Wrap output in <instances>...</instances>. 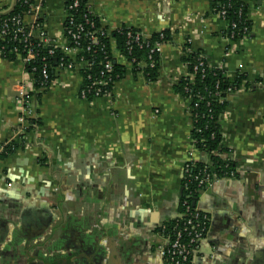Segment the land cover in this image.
I'll list each match as a JSON object with an SVG mask.
<instances>
[{
    "label": "crops",
    "instance_id": "0c3cea01",
    "mask_svg": "<svg viewBox=\"0 0 264 264\" xmlns=\"http://www.w3.org/2000/svg\"><path fill=\"white\" fill-rule=\"evenodd\" d=\"M31 1V36L66 48V0ZM86 2L109 31L167 33L158 77L133 74L113 50L126 74L109 96L79 97L84 64L57 70L34 94L36 123L20 125L17 95L35 81L20 57L0 55V145L19 148L0 158V264H165L160 229L180 216L184 165L199 159L191 99L173 90L187 74L186 44L240 81L219 121L235 175L196 198L209 227L193 264H264V0L247 2L250 33L237 41L209 0ZM11 4L0 0V10Z\"/></svg>",
    "mask_w": 264,
    "mask_h": 264
},
{
    "label": "trees",
    "instance_id": "16d2710c",
    "mask_svg": "<svg viewBox=\"0 0 264 264\" xmlns=\"http://www.w3.org/2000/svg\"><path fill=\"white\" fill-rule=\"evenodd\" d=\"M248 1L211 2V12L215 13L221 9L226 11L225 19L229 23L226 36L232 37V41L242 39L250 33L251 24L247 20ZM75 2L77 7L72 8ZM32 4L31 0H17L11 12H7L9 7L0 10V55L8 61L20 57L26 72L34 75L36 90H46L55 78V71L71 69L85 62L86 66L80 70L81 90L85 91L84 99L92 101L109 96L115 84L124 79L126 74L125 67L118 64L113 57V50L131 65L133 74L142 72L148 82L157 80L159 53L150 54V50L155 43L164 44L167 41V33L154 34L150 38L140 37L136 41V35L141 34L139 31L129 28L109 31L90 11L86 0H66L64 36L69 48L79 49V54L71 58L64 55L59 48L47 46L33 37L27 38L29 30L26 27L23 28L25 31L23 34L13 32L20 29L16 22H21L24 16L30 13ZM79 26L83 28V33H77ZM4 30L6 34L1 36ZM86 34H94L98 43L91 44L86 39ZM71 35H77L79 38L73 40ZM41 36L43 37V34ZM29 52L36 56L31 61H27ZM181 61L187 74L174 84L173 90L176 94L191 99V139L198 150L199 159L183 175L182 197L190 195L192 198L189 204L193 207L192 201L201 191L198 184L192 180L193 177L200 176L204 168L206 174H213L219 178L228 177L230 172L235 171L229 158V151L223 147L219 121L228 105L226 98L229 90H235L240 81L237 79L232 83L222 72L211 68L202 52L192 51L189 44L183 49ZM107 62L111 65L110 70L104 69ZM44 67L48 76L46 81L41 76ZM98 83H101V86H98ZM35 123L30 121V124ZM18 149L15 144L0 145V158L12 156ZM203 175L204 173L201 176ZM165 228L166 231H170L172 226L167 224Z\"/></svg>",
    "mask_w": 264,
    "mask_h": 264
},
{
    "label": "built area",
    "instance_id": "2783aa9c",
    "mask_svg": "<svg viewBox=\"0 0 264 264\" xmlns=\"http://www.w3.org/2000/svg\"><path fill=\"white\" fill-rule=\"evenodd\" d=\"M213 0H209L210 4ZM77 7V2H75L72 6V8ZM217 16H219L221 19L225 20L227 23L228 21L225 19L226 17V11L224 9H221L217 12H215ZM18 26H20V29L17 31H13L14 33H24L25 31L23 28L25 27L22 21L16 22ZM229 26V23H228ZM233 28H235L234 25H231ZM77 33H83L84 30L81 26L77 28ZM228 31V30H227ZM6 34V30L1 32V36ZM26 37H32L31 32L26 34ZM73 40H76L79 38L77 35H71ZM136 41H138V38L140 37L144 38L142 34L136 35ZM86 39H88L91 44H97L98 41L95 38L94 34H86ZM228 40L232 41V37H227ZM39 41L43 44H46L45 39L40 36ZM162 45L159 43H155L151 50L150 54H153L155 52H158L160 54ZM62 52L64 55L70 57V56H76L79 54V49L77 47L69 48L68 45L66 48L62 49ZM36 56L29 52L27 54V61H31ZM81 64H84L86 66L85 62H81ZM200 66H202L200 64ZM105 70H110L111 65L109 62L105 64L104 67ZM31 75L34 79L33 73H28ZM41 76L44 81L48 79L46 68L44 67L41 71ZM98 86H101V83L97 84ZM42 89H33L32 91H26L23 88L19 91L17 95V101L21 106L22 114L18 120L20 125H28L30 126V121H34L35 119V95L39 94ZM35 94V95H34ZM79 97L81 99H84L85 97V91L81 90L79 92ZM191 150L193 152H198L196 147L193 145L192 139H191ZM196 159H190L188 162L184 165L183 173H186L190 167H192ZM200 173H204L203 176L200 174V176H195L192 178L193 181H195L198 186L202 190L209 189L220 178L213 174H206V168H204ZM235 172H230V175L228 177H234ZM200 191V192H201ZM192 198L190 195L181 196L180 199V206H181V214L180 216L172 221L170 225L172 228L170 231H166V226L161 227L160 231L163 236L162 243L157 247L158 255L162 262L165 264H193V257L197 252V249L199 245L204 241L205 236L208 231L209 227V219L208 217L203 214L201 211L196 209L195 207H190L189 200Z\"/></svg>",
    "mask_w": 264,
    "mask_h": 264
},
{
    "label": "water",
    "instance_id": "95a60500",
    "mask_svg": "<svg viewBox=\"0 0 264 264\" xmlns=\"http://www.w3.org/2000/svg\"><path fill=\"white\" fill-rule=\"evenodd\" d=\"M16 1H17V0H12L11 7H10L9 10L7 11L8 13L11 12V11L13 10V8L15 7ZM7 12H6V13H7ZM182 192H183V188H182ZM192 206H193V207H196V198L192 201Z\"/></svg>",
    "mask_w": 264,
    "mask_h": 264
}]
</instances>
